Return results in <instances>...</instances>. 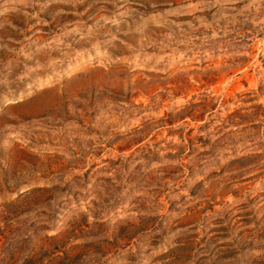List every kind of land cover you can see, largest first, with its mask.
I'll use <instances>...</instances> for the list:
<instances>
[{"label":"rangeland","instance_id":"rangeland-1","mask_svg":"<svg viewBox=\"0 0 264 264\" xmlns=\"http://www.w3.org/2000/svg\"><path fill=\"white\" fill-rule=\"evenodd\" d=\"M0 264H264V0H0Z\"/></svg>","mask_w":264,"mask_h":264}]
</instances>
